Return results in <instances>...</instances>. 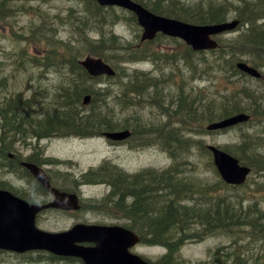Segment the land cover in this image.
I'll return each mask as SVG.
<instances>
[{
    "label": "trees",
    "instance_id": "trees-1",
    "mask_svg": "<svg viewBox=\"0 0 264 264\" xmlns=\"http://www.w3.org/2000/svg\"><path fill=\"white\" fill-rule=\"evenodd\" d=\"M44 1L47 4L56 0ZM134 1L157 15L193 24L222 23L237 18L240 25L232 32L236 33L234 36L221 39V47L218 50L195 53L182 44L184 50L161 52L148 48V43H141L138 36L134 45L125 42L124 37L113 32L111 22H104L105 11L98 6L96 0H79L77 4H73L74 6L67 10L66 22L60 15L48 16V11L42 6L39 7V0H0V23L9 25L14 30L15 37L25 39L22 41L23 46L10 50L15 62H24L25 45L35 41L37 46L46 45L44 48L46 54L42 58H38L39 55L33 56L35 58L28 56L31 57L30 60L37 66L49 65L58 71L51 72L52 75L46 84L39 82L31 96L18 92L6 99L4 106L0 108L2 132L0 149L5 151L3 155L14 151L19 143L29 145V142L56 134L89 137L105 131L129 128L126 124L128 121L116 118L115 111L145 109V103L158 107L163 105L171 117L179 115L192 123H199L200 119L213 122L244 111H251L264 118V111L259 109L263 96L259 97L256 90L252 91V87L247 84L248 77L236 68L237 61L242 57L254 65L264 67V0ZM30 15L33 19L28 17ZM47 16L52 19L51 26L42 25L49 24ZM127 18L135 26V32L139 33L137 18L133 14L127 15ZM22 20L27 23H21ZM62 23L68 24V27L74 29L79 36L75 35L76 39L58 37L56 25ZM37 24L40 30L47 31L46 36L35 29ZM88 25L93 26L91 32L96 30L101 33L99 40L90 38L91 33L84 31ZM90 51L93 56L113 65L118 71V76L108 81L92 77L79 63L91 53ZM162 55L175 62V71L169 73L168 82L162 74L160 77H154L151 73L136 68L127 67L129 72L124 70L125 65L145 61L148 56L156 58ZM193 62L198 64L194 65ZM184 66H189L192 71L193 68L201 66L204 69L203 75L195 76L194 72H191L189 80H186ZM120 70H123V73ZM227 71L229 75L225 76L228 81L226 92L222 89L216 100L197 102L194 95L197 85L208 80L221 79ZM175 75H178L179 79L173 82ZM192 76L195 80H192ZM5 79H0V89L6 87ZM174 84L178 93L174 95L171 91L174 96L167 100L162 95L163 88L168 92ZM85 96L91 97L88 105L84 104ZM39 98L42 100L41 103L37 102ZM143 99L145 101H142ZM243 101H249L253 106H244ZM116 106L118 109H115ZM263 123L264 121L260 125ZM179 125L175 129H158V134L163 132L164 136L168 135L166 141L177 138L182 149L194 146L195 143L192 141L184 140L185 136L192 132L187 131L185 125ZM134 130L137 132V127ZM200 144L201 142L199 146ZM200 148L210 153L205 145L201 144ZM250 149H253V154ZM242 150L247 155L250 154L248 158L239 154L242 157L239 158L253 166L260 176L258 187L261 189H257L259 194L255 197L264 195V139L255 135L248 137L242 142ZM191 156H194V153L189 157L185 154L181 157L175 152L172 156L174 164L169 168L160 172L130 175L111 162L105 161L97 169L85 174L84 179L89 183H104L109 186L111 192L100 202L101 205L130 204L134 215L145 216L149 221L148 232L145 235L157 241L152 243L166 246L180 244L178 240L185 239L188 234L186 231L190 230L192 222H195L203 229L213 230L232 239L228 248L217 249L212 256V263L223 264L232 259L230 264H236L240 257L236 236L242 229L241 223L246 230H251L254 235L264 239V208L259 206L256 200L254 202L249 199L242 200L239 195L232 198L230 194L239 188L228 186L219 178L217 184L200 187L201 183L197 184L190 179L193 172L179 169L180 166L184 168L188 166L187 162L192 161ZM178 157L181 161L176 163L179 161ZM186 194L188 196H185ZM151 197L158 200L162 198L163 204L159 210L157 206L152 207L149 203ZM188 204L202 206L205 209H188ZM135 228L138 232L143 231L142 228ZM231 232L236 233L235 236ZM228 249L230 250L226 254L225 250ZM171 255L169 253L167 257ZM254 264H264V260L255 261Z\"/></svg>",
    "mask_w": 264,
    "mask_h": 264
},
{
    "label": "rangeland",
    "instance_id": "rangeland-1",
    "mask_svg": "<svg viewBox=\"0 0 264 264\" xmlns=\"http://www.w3.org/2000/svg\"><path fill=\"white\" fill-rule=\"evenodd\" d=\"M44 2V0H39V4L43 5L47 8L48 11L51 12L59 10L66 11L69 5L70 7H72L74 6L73 4H77L79 0H56L55 7L53 3L43 4ZM119 16H122V14ZM106 19L110 20L111 18L106 16ZM21 23L26 24V21L22 20ZM48 23L49 24L44 23L42 25H52V21H48ZM91 28H93V26L88 25V28H86L84 31L88 32V34L91 33L89 36L90 38L99 40L101 38L99 34L101 33H98V31L96 30H93V32H91ZM35 29L46 36V30H40L39 26L37 25L35 26ZM116 31L118 33V36H124L125 41L130 43L131 45H134L137 42V36L140 37V34L137 31L135 32L134 25L131 27L119 25ZM75 35L77 37L79 36L74 29L64 27L61 29V32L58 37H72L73 39H76L77 37H75ZM232 36L233 35H231L230 37ZM9 37H12L11 33H9V29L7 28L6 30L5 26H0V68L2 69L4 67L7 70H3L1 72L2 75L0 74V79H4L7 77V86L6 88L0 91V99L8 97L9 95H11V93L15 94L21 89L27 94L33 93L35 92L36 85L39 82H41L42 84H46L43 79H46L49 76L48 74L47 76H42V72L38 71L36 66L33 65L34 62H31L30 58L28 57L33 55H43L45 52L42 47L37 46L35 44V41H33L32 44L29 43L30 45H25V56L28 58L25 57L23 63H18L15 62V58H13L14 55H10L7 49H15L20 46H23L24 43H22V41H24L25 39ZM169 42L171 41L162 40L157 44L153 45L152 48H157L159 47V45L166 44L169 48L178 45V47H174V49L184 50L183 45L179 43L174 44ZM86 46L88 45L86 44ZM171 49L173 48H170V50ZM193 63L194 65L198 64L196 62ZM170 65V63H160V61L156 62L153 60L152 57H150L142 63L125 65L126 68H124V70L126 69L127 72H129L130 68H136L146 71L153 69V71L162 72V77L166 78V81L168 82L170 80V74L167 73L166 70L168 67H170ZM261 69L264 71V67L261 66ZM184 70L185 78L186 80H189L192 74V70L188 68V66H184ZM120 71L123 73V70ZM193 72L195 76H202L204 69L199 66L195 69L193 68ZM7 73H9V75H7ZM228 75L229 71L223 74L224 77H221V79H216L213 81L208 80L207 82L205 81L204 83H199L194 91V95H196L197 102H208L212 99L216 100V97L220 96V91L222 89H226L227 87V81L225 79V76ZM178 79V75H175L173 77V82L174 80ZM192 80H195L193 76ZM121 82L124 83L123 80H121ZM263 82L255 83L249 81L247 82V84L249 87H253L252 91L256 90L258 92L257 95L260 97V95L264 96ZM171 91L174 92V95L178 93V91H176L175 84L173 85L172 89L168 92H166L163 88L162 95L167 100H169L171 97L174 96L172 95ZM150 92L153 93V91ZM149 99L152 101V98L150 96ZM142 101L145 100L143 99ZM262 102L263 103L260 104V107L264 110V98L262 99ZM244 104L251 106V104L246 101L244 102ZM144 107L145 109L138 108L137 110L133 109L131 111L124 112H122L121 110L115 111L116 118H118L119 120L128 121V123H126L129 126L128 129H132L135 126H140L144 131L143 138L138 135L126 141L124 144H121L120 146L110 144L105 138L101 136L85 138L72 136L63 138L52 137L53 139H51V141H49L48 143L46 142L43 145L38 143L37 141L36 143H32L31 146L28 145L18 148L22 150L21 152H23L24 157L32 155L37 157L38 161L40 160L41 162H43L42 164L45 165L46 170L49 171L50 174L52 173L51 175L57 186L59 185V180L61 181L62 185L66 182L65 174L68 173L67 177L69 182L66 183L67 187L71 186V181L79 180L86 171H88L91 167L99 166L102 162H104V160H113L121 168H123L127 174H135L139 172V170H147L153 172L161 171L163 169L168 168L171 164H174L172 159L170 158L172 156V152L179 153L181 157H183L185 152L192 151L193 149L196 153L199 151L200 142H203V144L205 142V144L208 145L211 144L213 146H218L220 148L227 149L230 152L235 151L238 154L241 153L242 156L244 155L241 148V143L245 139H243L244 131L242 130L250 127L253 123L248 126L242 127V130L239 128L226 134H210L206 130V127L209 123L205 119H200L199 123H192L188 120L185 121V117H179V115H174L173 117H171L168 111L165 110L163 105L158 107L151 103H145ZM115 109H118V107L116 106ZM179 124L187 126V128H185L187 131L190 130L191 132L197 135L195 139H192L193 141H195L194 146H189V149H182L181 143L177 138H174V140H170L168 146L165 147V137L163 147H160L156 143V133L152 132L150 134H147L150 128L156 130V128L163 126L165 128L171 129L176 128L177 126H179ZM245 133L248 134L247 132ZM251 134H253V130ZM258 138L264 139V135H261ZM250 152L253 154V149H250ZM50 158H53L56 162H53V159ZM179 160L181 161L180 157ZM190 162L192 163V165L186 166L185 168L194 170V173L190 178L193 182L197 184L201 183L202 185L217 184V176L211 166V160L208 156L201 153L198 157L194 156V158H192V161ZM185 168L183 166L179 167V169ZM255 173L250 176L245 186L240 188L238 191H234L230 194V196L234 198L236 195H239L241 196L242 200L249 199L252 202L256 200L259 206L264 208V195L261 194L255 197L259 194L257 189H261L258 187V179L260 178V176ZM12 181L17 185L20 184L14 179ZM0 182H6L7 184H9L7 179H5L3 173H0ZM30 184L35 187L33 183ZM31 185L28 186V190L35 195L37 192L35 188ZM74 190L80 193L81 199L84 202L83 204L89 206L91 209H94L96 211L94 212V214L99 218L113 219L114 215H116V217L117 215H119L118 212L108 213L106 208L95 205V201H100L103 198H107V195L110 191L108 185H83L82 181H78V188L76 187ZM182 193L181 195L184 194ZM185 196L188 195L186 194ZM237 199L238 198H236V200ZM234 200L235 199H233V201ZM149 203L152 204V207H158L159 209V207H162L163 201L162 198L158 200L157 198L151 197ZM246 215L253 216V214ZM39 219L42 228L46 230H50L51 228L58 226L66 227L70 224L69 220L65 223L61 222L64 217L58 213H44L40 215ZM194 228L196 229V227ZM231 234L235 236L236 233L231 232ZM237 235H239V237L237 238L238 241H240V250L238 251L240 257L238 263L236 264H254L255 261L259 262L260 259L264 260V239H260L258 236L254 235L251 230H246V228L240 229ZM231 241L232 240L228 238H220L218 235L212 236L204 235L201 233L191 240L182 242L181 245L175 247L173 253L177 255V263L178 261H181V263L179 264H196L198 262L210 264L211 254L214 253L219 247H221V245H229ZM229 250L230 249H228L227 251ZM145 251L153 256H159L160 254H164V249L161 247H155L154 249H145ZM230 262H232V259L228 260L227 264H230Z\"/></svg>",
    "mask_w": 264,
    "mask_h": 264
},
{
    "label": "water",
    "instance_id": "water-1",
    "mask_svg": "<svg viewBox=\"0 0 264 264\" xmlns=\"http://www.w3.org/2000/svg\"><path fill=\"white\" fill-rule=\"evenodd\" d=\"M103 4H118L125 6L137 13L140 23L145 28L144 39H153L157 32H164L165 34L181 37L188 44H190L195 50L214 49L218 46L217 42L211 38L212 35L223 33L227 30L233 29L236 23H225L219 25H207V26H195L189 25L176 20H170L156 16L149 11L143 9L140 5H137L128 0H99ZM107 1V2H104ZM83 66L88 69L92 75H115L112 68L104 63L101 59H87L84 61ZM239 68L247 72L248 74L259 77L260 74L257 70L248 67L246 64H240ZM248 116L241 114L229 119H226L220 123L210 126V129H223L231 127L240 122L247 121ZM130 133L116 132L107 133L106 136L113 140H124L128 138ZM209 149L214 155V161L218 167L222 177L228 183L242 184L245 182L246 177L250 173L251 169L240 165L239 161L229 154L219 150L214 146H210ZM31 172L44 184V186L56 195V200L50 207H76L78 200L75 195L68 193H59L55 189L51 188L48 177L44 170L40 169L36 165L27 164ZM43 207L31 206L19 198L13 196L11 193L0 191V231H5L4 235H0L4 243L12 248L23 249H35L40 247L53 246L56 243L55 236L51 237L49 234L39 232L35 228V216L42 210ZM79 235L89 236H101L102 233L91 230L84 226H78ZM104 234L100 239L101 244H110L112 249L110 252L116 254H127V262L133 264H148L144 262L140 257L130 255L128 248L135 245L139 238L131 231L124 230L122 228H109L102 229ZM59 237H62L59 235ZM0 247H5L0 244Z\"/></svg>",
    "mask_w": 264,
    "mask_h": 264
},
{
    "label": "flooded vegetation",
    "instance_id": "flooded-vegetation-1",
    "mask_svg": "<svg viewBox=\"0 0 264 264\" xmlns=\"http://www.w3.org/2000/svg\"><path fill=\"white\" fill-rule=\"evenodd\" d=\"M81 208L80 211L73 212V211H60L58 210L57 213L64 217L62 220L63 223L67 222L68 219L71 221V225L76 223H108V224H121L122 221H126L127 218L122 216L121 214L114 215L113 219H101L94 214L96 212L94 209H91L89 206H86V209ZM122 225V224H121ZM69 226V227H70ZM145 247H147L145 245ZM9 257H13L10 255ZM48 262V264H86V262L77 256H57L54 254L47 253L44 258Z\"/></svg>",
    "mask_w": 264,
    "mask_h": 264
},
{
    "label": "bare ground",
    "instance_id": "bare-ground-1",
    "mask_svg": "<svg viewBox=\"0 0 264 264\" xmlns=\"http://www.w3.org/2000/svg\"><path fill=\"white\" fill-rule=\"evenodd\" d=\"M128 100V99H127ZM191 161V160H190ZM80 176V175H79Z\"/></svg>",
    "mask_w": 264,
    "mask_h": 264
}]
</instances>
